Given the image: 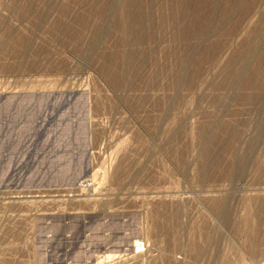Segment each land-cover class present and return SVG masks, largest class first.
<instances>
[{
  "label": "rangeland",
  "instance_id": "374dc122",
  "mask_svg": "<svg viewBox=\"0 0 264 264\" xmlns=\"http://www.w3.org/2000/svg\"><path fill=\"white\" fill-rule=\"evenodd\" d=\"M16 1H0V95L86 94L88 99L83 95L74 100L63 96L66 101L61 103L65 108L60 114L64 121L60 136L75 138L79 142L74 144L79 145L89 131L91 159L89 174L61 186H0V264H264V76L256 84L260 89L254 85L258 92L252 100L248 99L250 88L227 94L222 80L228 70L226 64L234 60L238 50L253 51L251 33L261 36L264 32V1L239 6L233 13L225 9L230 0L216 4L209 0H127L131 12L128 40L119 26L117 0ZM108 5L113 10L105 16ZM199 8L200 14L196 11ZM208 13L217 18L227 13L231 16L226 24L220 23L222 26L212 21L209 28L214 33L202 38L200 26ZM259 28L263 32H258ZM262 36H255L254 41L261 50ZM184 55L188 58L186 67L181 62ZM260 57L255 63L262 62ZM224 93L230 100L223 103ZM14 103L13 99L5 100L0 113H9ZM39 103L30 99L29 116L40 113ZM87 108L88 124L83 118L72 117ZM218 113L227 120L225 123H239L236 145L230 144L233 133L232 129L225 130L227 125L209 130ZM31 128L30 124L17 131ZM17 131H7L1 147L5 141L12 145ZM207 131L212 133L209 139ZM218 134H223L224 140ZM2 135L5 132L0 130ZM202 140L210 141L206 144ZM207 146L211 147L209 152ZM229 153L237 158L234 167L229 165ZM209 154L218 155L220 160L215 159L222 163L210 169L214 177L201 168ZM66 159L60 167L62 173L79 162L70 158L67 163ZM211 190L228 201L227 217L222 221L223 236L213 238L212 249L201 258L193 245L213 240L206 237L205 242L202 237L206 235L198 232L193 207H201L211 222L219 221L198 202ZM193 195H197L195 201ZM171 213L175 218L168 221L171 224L167 228L156 226L161 221L158 217L166 222Z\"/></svg>",
  "mask_w": 264,
  "mask_h": 264
},
{
  "label": "bare ground",
  "instance_id": "6f19581e",
  "mask_svg": "<svg viewBox=\"0 0 264 264\" xmlns=\"http://www.w3.org/2000/svg\"><path fill=\"white\" fill-rule=\"evenodd\" d=\"M1 1V0H0ZM4 1V0H3ZM14 1V0H13ZM17 1H19V0H17ZM16 1V2H17ZM32 1V0H31ZM48 1V0H47ZM118 1V4H119V6H118V14H119V16H121V19H119V26L121 27V29L123 30V37H125L127 40H128V38H127V35L129 34L130 35V33L131 32H129V31H131V30H128V27H130L129 26V24H128V21H129V15L131 14V12H130V9H129V2L127 1V0H117ZM219 1L220 0H209V2H214L215 4L218 2L219 3ZM264 1V0H263ZM22 2V1H21ZM25 2H27V1H25ZM34 2H35V0H34ZM39 2V1H38ZM55 2V1H54ZM257 3V0H230V2H228L229 3V5H228V7H227V5H225L226 7H225V9H228V10H230L229 12H231V11H233V10H236L237 8H239V6H242L243 5V7H245V6H248L249 5V7L252 5V4H254V3ZM261 2V1H260ZM3 3V2H2ZM18 3V2H17ZM16 3V4H17ZM29 3V2H28ZM40 3V2H39ZM43 3V2H42ZM44 3H46V2H44ZM64 4H65V2H63ZM62 3V4H63ZM91 3V2H90ZM133 3V2H132ZM264 3V2H263ZM4 4H5V2H4ZM23 4V3H22ZM35 4V3H34ZM56 4V3H55ZM75 4V3H74ZM227 4V3H226ZM20 5V4H19ZM47 5V4H46ZM45 5V6H46ZM53 5V4H52ZM57 5V4H56ZM92 5V4H91ZM131 5V4H130ZM255 5H257V4H254V6ZM262 5V4H261ZM7 6V5H6ZM13 6V5H12ZM11 5H10V7H12ZM16 6V5H15ZM25 6V5H24ZM31 6H33V5H31ZM51 6V5H50ZM59 6V5H58ZM259 6V5H258ZM2 7V6H1ZM0 7V8H1ZM4 7V6H3ZM9 7V8H10ZM17 8H18V6H16ZM26 7V6H25ZM47 7H49V6H47ZM66 7V6H65ZM68 7V6H67ZM104 7V6H103ZM131 7V6H130ZM218 7V6H217ZM13 8V7H12ZM26 8H28V7H26ZM64 8V7H63ZM92 8V7H91ZM105 8H106V6H105ZM220 8V7H219ZM33 9V8H32ZM39 9V8H38ZM210 9V8H209ZM259 9V8H258ZM1 10V9H0ZM4 11L6 10V9H3ZM20 10H21V8H20ZM22 10H23V7H22ZM22 10H21V12H22ZM31 10V9H30ZM35 10V9H34ZM58 10V9H57ZM61 10V9H60ZM60 10H59V12H60ZM113 10V7H111V6H109L108 5V7L106 8V10L104 11V15L106 16V15H108V14H110L111 13V11ZM245 10V9H244ZM250 10V9H249ZM260 10V9H259ZM262 10H264V9H262ZM261 10V11H262ZM7 11L8 12H10L9 10H6V13H7ZM37 11V10H36ZM56 11V10H55ZM67 11V10H66ZM115 11V10H114ZM135 11V10H134ZM196 11H198L199 12V14L202 12V10L199 8L198 10H196ZM222 11V10H221ZM224 11H226V10H224ZM261 11H260V13H261ZM1 12H3V11H0V13ZM24 12V11H23ZM28 12V11H27ZM34 12V11H33ZM38 12V11H37ZM48 12V11H47ZM138 12V11H137ZM140 12V11H139ZM227 12V11H226ZM12 14H14V11L12 10V12H11ZM25 13V12H24ZM32 13V12H31ZM39 13V12H38ZM43 13V12H42ZM195 13H197V12H195ZM233 13H234V11H233ZM257 13V12H256ZM259 13V12H258ZM259 13V14H260ZM263 13V12H262ZM261 13V14H262ZM2 14L3 13H1V15L0 16H2ZM5 14V13H4ZM27 14V13H26ZM25 14V15H26ZM34 14V13H33ZM32 14V15H33ZM136 14V13H135ZM135 14H133V15H135ZM228 14V13H227ZM227 14H225V15H223L222 17H219V18H217L216 16H214L213 15V13L212 14H210V13H208L207 15H206V22L204 23V25L203 26H200L201 27V31H200V34H201V37L203 38H207V37H209L210 35H212L213 33H214V31L212 30H210V25H211V23H212V21H218L219 23L218 24H226L227 23V21H229L230 19H229V17L231 16V14L229 15L228 14V16H226ZM246 14V13H245ZM260 14V15H261ZM11 15V14H10ZM40 17H41V13H39L38 14ZM37 14H36V16H38ZM102 15V14H101ZM184 15H186V14H184ZM233 15V14H232ZM244 15V14H243ZM5 16H6V14H5ZM14 16V15H13ZM62 16V15H61ZM136 16V15H135ZM134 16V17H135ZM140 16V15H139ZM4 17V16H3ZM9 17V16H8ZM43 17V16H42ZM44 17H46L45 15H44ZM43 17V18H44ZM74 17V16H73ZM133 17V16H132ZM252 17V16H251ZM6 18V17H5ZM37 18H39V17H37ZM43 18H40V19H43ZM60 18V17H59ZM101 18H103V17H101ZM100 18V19H101ZM131 18V17H130ZM135 18H137V17H135ZM233 18V17H232ZM132 19V18H131ZM218 19V20H217ZM263 19V18H262ZM10 20V19H9ZM62 20V19H61ZM92 20V19H91ZM104 20V19H103ZM41 21H43V20H41ZM45 21V20H44ZM53 21V20H52ZM58 21V20H57ZM107 21V20H106ZM111 21V20H110ZM118 21V20H117ZM259 21H261V17H260V20ZM263 21H264V19H263ZM14 22V21H13ZM38 22H40V20H38ZM65 22V21H64ZM63 22V23H64ZM254 22V21H253ZM12 23V22H11ZM16 23V22H15ZM30 22H28V24H29ZM41 23V22H40ZM46 23V22H45ZM85 23V22H84ZM134 23V22H133ZM262 23V22H261ZM21 24V23H20ZM55 24V23H54ZM61 24V23H60ZM117 24V23H116ZM131 24H132V22H131ZM220 24V25H221ZM30 25H32V23L30 24ZM30 25H29V27H30ZM45 25V24H44ZM47 25V24H46ZM56 25H58V23H56ZM62 25V24H61ZM61 25L59 26V27H61ZM80 25V24H79ZM91 25V24H90ZM107 25V24H106ZM137 25V24H136ZM196 25H197V23H196ZM12 26V25H11ZM10 26V27H11ZM18 27H19V25H17ZM27 26V25H26ZM33 26V25H32ZM31 26V27H32ZM54 26V25H53ZM82 26V25H81ZM92 26H93V24H92ZM95 27H98V26H96V25H94ZM93 26V27H94ZM219 26V25H218ZM222 26V25H221ZM257 26H259L258 24H257ZM13 27V26H12ZM11 27V28H12ZM16 27V26H15ZM30 27V28H31ZM58 27V26H57ZM58 27V28H59ZM100 27H101V24H100ZM136 27H138V26H136ZM195 27V26H194ZM210 27V28H209ZM262 27V26H261ZM84 28V27H83ZM86 28H88V27H86ZM90 28V27H89ZM114 28V27H113ZM118 28V27H117ZM144 28V27H143ZM220 28V27H219ZM222 28V27H221ZM263 28V27H262ZM7 29V28H6ZM37 29H38V27H37ZM36 29V30H37ZM60 29V28H59ZM58 29V30H59ZM93 29L94 30H97L96 28H92V29H90V30H92L93 31ZM101 29H102V27H101ZM101 29H98L99 30V32H100V30ZM120 29V30H121ZM129 29H131V28H129ZM264 29V28H263ZM263 29H261L260 30V28H259V30H258V32L259 31H262ZM13 30V29H12ZM15 30V29H14ZM57 29H56V27H55V31H56ZM133 30V29H132ZM200 30V29H199ZM215 30V29H214ZM42 31V30H41ZM40 31V32H41ZM197 31V30H196ZM57 32V31H56ZM60 32V31H59ZM121 32V31H120ZM224 32V31H223ZM263 32V31H262ZM11 33H13V32H11ZM10 33V34H11ZM36 33V32H35ZM38 33V32H37ZM48 33H50V32H48ZM70 33V32H69ZM94 33H95V35L97 36V34H96V32L94 31ZM212 33V34H211ZM249 33V32H248ZM254 33V32H253ZM253 33H251V43L252 44H254L253 45V51L252 52H250V51H247L246 49L245 50H242L241 49V51H239L238 50V53H237V55L236 56H234L235 58H232V59H234V60H232V62H228V64H226V66L228 67V70H227V72H226V76H224V78H222V80H224L223 81V83L225 84V88H226V92L227 91H230L231 90V92L233 91V90H237L238 88H240V89H242L243 88V91H244V87H247L248 89L250 88V90L251 91H249V92H247L248 94H249V96L248 95H246V96H248L249 98L248 99H250V100H252L253 99V95H255V92L257 91V89H256V91L254 90V85H256V84H258V82H260V78H263L262 76H264V49L263 50H261V48H260V46L258 45H256V43H254V41H255V36H257V37H259V39H260V37L262 36V35H264V32L262 33V35L260 36H258V35H256L255 33H254V35H252ZM261 33V32H260ZM1 34V33H0ZM43 34V33H42ZM57 34V33H56ZM100 34V33H99ZM99 34H98V36H99ZM118 34V33H117ZM135 34H136V32H135ZM198 34V33H197ZM257 34H259V33H257ZM12 35V34H11ZM46 35V34H45ZM48 35V34H47ZM51 35V34H50ZM94 35V34H93ZM94 35V36H95ZM121 35H122V33H121ZM139 35V34H138ZM214 35H216V34H214ZM15 36H17V35H15ZM73 36V35H72ZM71 36V37H72ZM96 36H95V38L94 39H96ZM132 36V35H131ZM250 36H249V38H248V40L250 39ZM24 37V36H23ZM22 37V40L24 39V38H26V36L23 38ZM46 37V36H45ZM102 37V36H101ZM122 37V36H121ZM15 38V37H14ZM92 38V37H91ZM7 39H8V37H7ZM16 39V38H15ZM48 39V38H47ZM124 39V38H123ZM123 39H122V41H123ZM142 39V38H141ZM209 39V38H208ZM259 39H257V40H259ZM264 38H263V36H262V38H261V40H263ZM17 40H18V38H17ZM25 40H28V39H25ZM31 40V39H30ZM52 40V39H51ZM97 40V39H96ZM102 40V39H101ZM121 40V39H120ZM223 40V39H222ZM2 41V40H1ZM14 41V40H13ZM13 41H12V43L11 44H14L13 43ZM16 41V40H15ZM53 41V40H52ZM76 41V40H75ZM121 41V42H122ZM137 41V40H136ZM241 41V40H240ZM23 42V41H22ZM32 43H33V41H31ZM96 41H94V43H95ZM112 42V41H111ZM206 42V41H205ZM243 42H245V40L243 41ZM259 42V41H258ZM261 42V41H260ZM3 43H4V41H3ZM25 43V42H24ZM38 43V42H37ZM52 43V42H51ZM124 43V42H123ZM2 44V43H1ZM5 44V43H4ZM4 44L3 45H1V46H4ZM7 44V43H6ZM220 44V43H219ZM10 45V44H9ZM32 45V44H31ZM81 45V44H80ZM94 45V44H93ZM125 45V44H124ZM237 45V44H236ZM244 45H245V43H244ZM263 45H264V43H263ZM23 46V45H22ZM95 46V45H94ZM96 46H97V44H96ZM5 47V46H4ZM3 47V48H4ZM9 47V46H8ZM14 47V46H13ZM49 47V46H48ZM51 47V46H50ZM245 47V46H244ZM7 48V47H6ZM21 48V47H20ZM23 48V47H22ZM81 48H83V47H81ZM208 48V47H207ZM224 48V47H223ZM5 49V48H4ZM8 49V48H7ZM9 49H11V48H9ZM15 49V48H14ZM136 49V48H135ZM185 49V48H184ZM214 49V48H213ZM19 50V49H18ZM27 50V49H26ZM45 50V49H44ZM91 50V49H90ZM12 51V50H11ZM21 51V50H20ZM38 51V50H37ZM48 51V50H47ZM112 51V50H111ZM122 51V50H121ZM213 51V50H212ZM18 52V51H17ZM237 52V51H236ZM235 52V53H236ZM251 54H250V53ZM26 53V52H25ZM31 53V52H30ZM43 53H45V52H43ZM125 53V52H124ZM123 53V54H124ZM128 53V52H127ZM10 54V53H9ZM24 54V53H23ZM47 54V53H46ZM90 54V53H89ZM130 54V56H131V53H129ZM17 55H19V54H17ZM27 55V54H26ZM107 55V54H106ZM112 55V54H111ZM125 56L124 57H126L127 56V54L125 53L124 54ZM234 55V54H233ZM261 55V59H262V62L260 61V58H258L259 59V61H260V63L259 64H257V63H255V61H256V59H257V56H260ZM69 56V55H68ZM75 56V55H74ZM105 56V55H104ZM104 56H103V58H104ZM129 56V55H128ZM229 56V55H228ZM23 57V56H22ZM60 57V56H59ZM108 57H110V56H108ZM226 57V56H225ZM24 58V57H23ZM82 58V57H81ZM105 58H107L106 56H105ZM104 58V59H105ZM135 58V57H134ZM199 59V58H198ZM204 59V58H203ZM230 59V58H229ZM130 60V59H129ZM222 60V59H221ZM18 61V60H17ZM25 61V60H24ZM126 61V60H125ZM203 61V60H202ZM258 61V60H257ZM181 62H184V63H182V66L184 67H186V65H184V64H188V58H187V56L186 55H184V57H183V59H181ZM18 63V62H17ZM20 63V62H19ZM24 63V62H23ZM26 63V62H25ZM123 63V62H122ZM125 63V62H124ZM227 63V62H226ZM63 64V63H62ZM126 64H127V62H126ZM125 64V65H126ZM130 64V62L127 64V65H129ZM230 64V65H229ZM60 65V64H59ZM64 65V64H63ZM67 65V64H66ZM229 65V66H228ZM256 65V66H255ZM14 66H15V63H14ZM23 66V65H22ZM122 66V65H121ZM131 66V65H130ZM182 66H180V67H182ZM8 67V66H7ZM6 67V68H7ZM16 67V66H15ZM26 67H28V66H26ZM127 67V66H126ZM182 67V68H183ZM189 67V66H188ZM226 67V68H227ZM58 68V67H57ZM181 68V69H182ZM191 68V67H190ZM256 68H257V71H256ZM73 69V68H72ZM180 69V68H179ZM184 69V68H183ZM76 70V69H75ZM223 70V69H222ZM221 70V72H225L224 70L222 71ZM9 71V70H8ZM65 71H66V69H65ZM73 71V70H72ZM59 72V71H58ZM61 72V71H60ZM60 72H59V74H60ZM68 72V71H67ZM220 72V73H221ZM29 73V72H28ZM124 73V72H123ZM64 74V73H63ZM129 74V73H128ZM222 74V73H221ZM22 75V74H21ZM68 75V74H67ZM223 75H225L224 73H223ZM223 75H221L220 77H223ZM78 76V75H77ZM3 77V76H2ZM138 77V76H137ZM7 78V77H6ZM264 80V79H263ZM262 80V81H263ZM14 82V81H13ZM220 82V83H219ZM219 82H217L219 85L221 84V81H219ZM226 82V83H225ZM4 83V82H3ZM262 83H264V82H262ZM262 83H261V85H262ZM11 84V83H10ZM16 84V83H15ZM18 84V83H17ZM19 85V84H18ZM17 85V86H18ZM222 85V84H221ZM14 86V85H13ZM217 86V85H216ZM227 86V87H226ZM257 86V85H256ZM260 86V85H259ZM121 87V86H120ZM222 87V86H221ZM258 87V86H257ZM208 88V87H207ZM224 87L222 88V90L223 89H225ZM262 88V87H261ZM209 89V88H208ZM221 89V88H220ZM258 89H260L259 87H258ZM263 89V88H262ZM215 90V89H214ZM264 90V89H263ZM262 90V91H263ZM247 91V90H246ZM260 91V90H259ZM234 92V91H233ZM258 92V91H257ZM74 93H76V92H65V93H48V92H46V94L44 93V92H39V93H29V92H27V93H25V95H21V96H5V97H2V96H0V109L2 108L1 106H3V104H4V101L5 100H7V99H13L14 100V105H12L11 106V108H10V111H9V113H0V130H2V131H4L5 132V135H2V136H0V144L2 145V142L4 141L3 139H4V137L6 136V132L7 131H13V130H19L20 128H25L27 125H32L33 126V128H31V129H29V130H27V131H23V132H18L17 131V133H16V136H15V138H13V136L11 137V138H13L14 139V141L12 142V145L10 144V141H8V139H9V137H8V139H7V143H6V141H5V144H3V146L2 147H5V146H7V147H11L12 149H16V147L19 145V143L21 142V140L25 137V136H27V134H31L32 132H34V130H36V128H37V122L38 121H42L43 123L45 122V121H47V120H49V118H52V119H55L54 121H55V126L53 127V128H49V129H47V131H46V135H48L49 137H48V139H46L45 138V141H49L50 139H51V137L52 138H54L53 140H54V142L55 143H57V144H61V145H63L66 149H76V150H78V154H76V155H74V154H72L71 152H69V151H64L62 154H60L58 157H57V160H58V162H59V165H58V167H57V171L59 172V173H61V174H67L68 172H64V173H62L61 171H60V167H61V165H62V163H65L64 161H63V159L65 160L66 158L65 157H68L69 159L67 160V163H68V161L70 162L71 160H70V158H72L74 161H79L78 162V164H77V166H74L73 168L71 167V169H70V167H69V169H70V171L72 170V169H74V168H77L78 166H80L81 165V162H82V155H81V153H80V150L85 146V144L87 143L88 145H89V140H88V134H89V131H88V134H87V137L85 138V140L84 141H82V143L81 144H79V145H77V144H74V141L75 140H77V139H72L71 137L69 138V137H66L65 135L63 136V135H61L60 136V133H61V131H62V129H63V119L62 118H60V114H61V112H62V110L65 108L64 107V105H61V103H64L66 100H65V98L63 99V96H66V97H69V98H71L72 100H74V99H76V98H78V96H80V95H83L86 99H88L87 98V95L86 94H84V93H82V92H77L78 94H74ZM238 93V92H237ZM261 94H263L262 92H260ZM227 94H228V92H227ZM230 94V93H229ZM241 94V93H240ZM243 94V93H242ZM257 94H259V93H257ZM260 94V95H261ZM232 95V94H231ZM245 97V96H244ZM257 97V96H256ZM30 99H33V100H35V101H38V103H39V106L40 107H38V108H40V113H38L37 115H34L33 117H31V116H29V111H30V108H31V106L29 105V101H30ZM217 99V98H216ZM221 99H223V98H221ZM227 99H228V95H226L225 93H224V101H223V103L224 102H227ZM247 99V100H248ZM64 100V101H63ZM218 100V99H217ZM230 99H228V101H229ZM250 100H248L249 102H250ZM257 100H258V98H257ZM214 101V100H213ZM247 101V102H248ZM262 101V100H261ZM32 102V101H31ZM260 102V101H259ZM222 103V102H221ZM220 103V105H222ZM212 104V103H211ZM216 104H218V103H216ZM223 105H225V104H223ZM228 103H227V107H228ZM35 107V106H34ZM222 108V107H221ZM225 108H226V105H225ZM39 110V109H38ZM220 110V109H219ZM222 110V109H221ZM223 111V110H222ZM217 113V112H216ZM219 114V113H218ZM76 115V116H75ZM77 115H79V116H77ZM225 116H226V114H225ZM72 117H75L76 119H78V118H83V119H85L86 121H87V124H88V108L87 109H84V110H82L81 111V113L80 114H73L72 115ZM3 118H7L8 119V122L6 123V124H2L1 122V120H3ZM215 120L213 121V124L211 125V128H209V130L210 129H212V128H214L215 126L217 127V126H222V125H227V127H226V131H229V130H231L232 129V138H231V142L229 141V138H227V137H225V138H227L228 139V142H230V144H232V145H236V142L237 141H239V140H236V138H235V136H237L239 133L237 132L238 130H239V123L237 122H235V123H225L227 120H225L224 121V119H223V116L221 115V114H219L217 117H215L214 118ZM235 120H238V119H235ZM233 121V120H232ZM230 122V121H229ZM211 124V121L209 122V125ZM241 124V123H240ZM73 126H74V124H72ZM259 125V124H258ZM208 126V125H207ZM231 126V127H230ZM207 128V129H208ZM206 129V130H207ZM204 131H205V128H204ZM213 130H211V132H212ZM208 132V134L210 135H208L207 137H208V139H209V137H211V135H212V133L211 132H209V131H207ZM206 132V133H207ZM230 132V133H231ZM240 132V131H239ZM103 133V132H102ZM203 133V132H202ZM225 133H227V132H225ZM229 133V134H230ZM238 133V134H237ZM260 133V132H259ZM204 134H205V132H204ZM214 134V133H213ZM217 134V133H216ZM175 135V134H174ZM203 135V134H202ZM207 135V134H206ZM206 135H204L205 137V139H207L206 138ZM219 135H222V139H223V134H218V138H219ZM226 135V134H225ZM228 136H230V135H228ZM240 137H241V135H239ZM217 136H215L214 138H212L213 140L216 138ZM84 138V137H83ZM83 138H81V139H83ZM71 139V140H70ZM79 139V138H78ZM80 139V140H81ZM151 139V138H150ZM211 139V140H212ZM243 139V138H242ZM62 140H64V141H66V142H68V143H70V142H72L73 141V144H71V145H69V144H66L65 142H63ZM110 140H112V139H110ZM224 140V139H223ZM226 140V139H225ZM203 141V140H202ZM207 141V140H206ZM208 141H210V140H208ZM207 141V143H209ZM215 141V140H214ZM212 142V144L213 143H215V142ZM14 142L16 143V144H14ZM77 142H79V140H77L75 143H77ZM113 142V141H112ZM222 142V141H221ZM223 142H225V141H223ZM4 143V142H3ZM110 143V142H109ZM203 143H206L205 142V140L203 141ZM206 143V144H207ZM211 143V142H210ZM220 143V142H219ZM239 143V142H238ZM241 143V142H240ZM98 144V143H97ZM119 144V143H118ZM218 144V143H217ZM216 144V145H217ZM1 145H0V148H2L1 147ZM11 145V146H10ZM96 145V144H95ZM115 145V144H114ZM120 145V144H119ZM146 145V144H145ZM203 145V144H202ZM205 145V144H204ZM254 145V144H253ZM206 146V145H205ZM212 146H214V145H212ZM219 146V145H218ZM224 146V145H223ZM240 146V145H239ZM258 146V145H257ZM256 146V147H257ZM264 146V145H263ZM123 147V146H122ZM209 149H208V152H209V150L211 149V147H209V146H207ZM126 148V147H125ZM206 148V147H205ZM215 148V147H214ZM224 148V147H223ZM251 148V147H250ZM95 149V148H94ZM118 149H119V146H118ZM121 149V148H120ZM212 149H213V147H212ZM216 149H217V147H216ZM1 150V149H0ZM108 150V149H107ZM147 150H148V147H147ZM206 150V152H207V149H205ZM204 150V151H205ZM231 150V149H230ZM236 149H234V151H235ZM120 151H122V150H120ZM234 151L232 150V152L234 153ZM239 151V150H238ZM237 150L235 151V152H238ZM202 152V151H201ZM214 152V151H213ZM222 152V151H221ZM228 152V151H227ZM229 152H231V151H229ZM257 152V151H256ZM103 153V152H102ZM99 154V153H98ZM113 154V153H112ZM206 154V153H205ZM214 155H216L215 153H213ZM230 154V153H229ZM209 155H211V154H209ZM214 155H211L210 157L208 156V157H206V155H204L205 157H206V159H204V160H206V161H204L203 163H201V168H202V171L203 170H205V173L207 174V173H211L210 172V169H212V167L214 168L216 165H219L221 162H219L218 163V161L220 160L219 159V157L218 158H216L217 156H214ZM225 155V154H224ZM236 155H238V154H236ZM99 156V155H98ZM212 156H214V157H212ZM230 159H229V165H233V167L235 166V164L237 163V158H235V156L234 155H231L230 154ZM245 156H247V155H245ZM218 160H216V159ZM247 158L248 157H246V160H247ZM91 159V158H90ZM203 159V158H202ZM215 159V160H214ZM253 159V158H252ZM225 160V159H224ZM227 160V159H226ZM239 160H241V159H239ZM244 160H245V158H244ZM249 160V159H248ZM261 160V159H260ZM10 161H11V158H9V159H7V161L5 160V161H2V159L0 158V162L1 163H3V168L2 169H6V167H7V165H9V163H10ZM56 161V160H55ZM63 161V162H62ZM73 161V162H74ZM222 162H224L223 160H222ZM76 163V162H75ZM74 163V164H75ZM95 163V162H94ZM216 163H218V164H216ZM247 163H248V161H247ZM70 164H72V162L70 163ZM74 164H72V165H74ZM113 164V163H112ZM216 164V165H215ZM215 165V166H214ZM220 165H222V163L220 164ZM220 165H219V167H220ZM227 165H228V163H227ZM70 166V165H69ZM224 166V165H223ZM111 167V166H110ZM146 167V166H145ZM218 167V166H217ZM216 167V168H217ZM112 168V167H111ZM133 168V167H132ZM216 168L214 169V171L216 170ZM236 168V167H235ZM239 168H240V165H239ZM238 168V169H239ZM255 168V167H254ZM128 169V168H127ZM219 170H221V168H218ZM231 170V169H230ZM234 170V169H233ZM233 170H231V171H233ZM38 171V168H34L33 169V172H37ZM212 171V170H211ZM214 171H212L213 173H214ZM218 171V170H217ZM222 171V170H221ZM220 171V172H221ZM224 171V170H223ZM236 171V170H235ZM237 172V171H236ZM257 172V171H256ZM230 174H232V173H234V172H229ZM229 173H228V175H229ZM87 174H89V173H87ZM212 174V173H211ZM216 174V173H215ZM224 174V173H223ZM209 174H207V176H208ZM213 175V174H212ZM225 175H226V173H225ZM233 175V174H232ZM203 176V175H202ZM206 176V175H205ZM205 176H203L202 178H205ZM215 175H213V177H214ZM229 177V176H228ZM230 177H231V175H230ZM233 177V176H232ZM79 178V177H78ZM211 178V177H210ZM76 180V179H75ZM204 180V179H203ZM72 181H74V180H72ZM72 181H70V182H72ZM228 181V180H227ZM70 182H67V183H70ZM67 183H64V184H67ZM7 187V186H6ZM31 187V186H30ZM29 188V187H28ZM33 188V187H32ZM193 191V190H192ZM192 191H190V192H192ZM220 191V190H219ZM8 192V191H7ZM201 192V191H200ZM216 192H217V190H216ZM204 193V192H203ZM211 193H213L212 192V190L210 191V194H208V195H204V196H201L202 198H200V200L198 201V202H201V204L203 203V206H204V208L205 207H208V208H206V209H210V212L213 214V217H216L215 219H217L218 218V220L219 221H217L216 223L215 222H211V219L210 218H208V216L205 214V213H203V210L201 209V207H200V209L198 208L197 210H196V205H195V207H193V209H194V211L195 212H197V220H196V224H197V226H198V232H200L201 234H205L206 236L204 237H202V238H204L203 240H205V238L206 237H208V239H210V240H213V238H217V237H219V236H223L222 234L224 233L223 232V226H225V224H224V222H222V221H225L224 219L227 217V205H226V202H228L227 200H225L224 199V196L223 197H218V195L220 194H215L214 195V193L213 194H211ZM192 194V193H191ZM195 194V193H194ZM206 194V193H205ZM214 195V196H213ZM250 195V194H249ZM197 195H195V197H196ZM220 196V195H219ZM230 196V195H229ZM192 197H194V195L192 196ZM195 197L193 198L194 200L193 201H195ZM199 197V196H198ZM191 198V197H190ZM192 199V198H191ZM190 199V200H191ZM181 201V200H180ZM178 202V201H177ZM184 202V201H183ZM181 203V202H180ZM192 203V202H191ZM178 204V203H177ZM181 204H183V203H181ZM180 204V205H181ZM196 204V203H195ZM198 204V203H197ZM247 204V203H246ZM175 205V204H174ZM184 205V204H183ZM189 205V204H188ZM193 205H194V203H193ZM187 206V205H186ZM183 207H185V206H183ZM190 207V206H189ZM203 208V209H204ZM172 209V208H171ZM180 209H181V207H180ZM188 209V208H187ZM186 209V210H187ZM193 209H191L192 210V212L194 213V211H193ZM173 210V209H172ZM172 210H171V212H172ZM188 211H189V209H188ZM204 211H205V209H204ZM187 212V211H186ZM185 212V213H186ZM229 212V211H228ZM195 214V213H194ZM170 217H168V219H166V222H162V217H158V220H160L161 219V221H158V222H156V226H159V225H163V228L164 227H168V225H169V223L170 222H168V221H171L170 219H173V218H175V216H174V213H171L170 215H169ZM209 216H210V214H209ZM212 216V215H211ZM210 219V220H209ZM233 220V219H232ZM164 221V220H163ZM172 222H173V220H172ZM254 222H255V220H254ZM27 223V222H26ZM257 223V222H256ZM171 224V223H170ZM173 224V223H172ZM175 224V223H174ZM178 224V223H177ZM189 224V223H188ZM184 225V224H183ZM172 226V225H171ZM174 226V225H173ZM250 226V225H249ZM191 227H192V225H191ZM190 227V228H191ZM245 228H246V226H244ZM157 228V227H156ZM160 228H161V226H160ZM173 228V227H172ZM178 228V227H177ZM181 228V230L183 229L182 228V226L180 227ZM179 228V229H180ZM193 228H194V226H193ZM189 229V228H188ZM241 229H243V228H241ZM249 229V228H248ZM172 230H176V229H172ZM190 230V229H189ZM194 230V229H193ZM239 230V229H238ZM253 230V229H252ZM251 230V231H252ZM163 231H164V229H163ZM162 231V232H163ZM183 231V230H182ZM185 231V230H184ZM241 231V230H240ZM248 231V230H247ZM186 232V231H185ZM192 232V231H191ZM197 232V233H198ZM242 232V231H241ZM178 233V232H177ZM179 233H181V232H179ZM188 233V232H187ZM194 233V232H193ZM196 233V234H197ZM243 233H245V231H243ZM249 233V232H248ZM173 234V233H172ZM171 235V234H170ZM245 235H247V234H245ZM252 235V234H251ZM193 236H195V235H193ZM198 236V235H197ZM202 236V235H201ZM168 237V236H167ZM170 237H172V238H174V236H170ZM247 237H250V236H248L247 235ZM193 238V237H192ZM197 238V237H196ZM212 238V239H211ZM234 239H235V237H234ZM250 239V238H249ZM254 239V238H253ZM169 240H172V239H169ZM178 240V239H177ZM192 240V239H191ZM215 240V239H214ZM214 240L211 242V241H209L208 240V242L206 243V244H202L201 246L200 245H193V247H192V249H194V250H196V251H198L197 252V255L196 256H200L201 258L203 257V255H204V253H208V251L209 250H211L212 249V247H210V245H211V243L213 244L214 243ZM251 241H253L252 240V238L250 239ZM176 240L174 239V241L173 242H175ZM201 241H202V239H201ZM221 241V240H220ZM204 242V241H203ZM205 242H206V240H205ZM235 242V241H234ZM233 242V243H234ZM199 243V242H198ZM219 243V242H218ZM232 243V245L234 246V244ZM196 244V243H195ZM236 244V243H235ZM138 245H140L139 243H138ZM136 246L135 248L138 250V247H140V246ZM214 245V244H213ZM212 245V246H213ZM250 245V244H249ZM192 246V245H191ZM251 246V245H250ZM215 248V247H214ZM213 248V249H214ZM240 248V247H239ZM218 250V249H217ZM215 251V250H214ZM211 252V251H210ZM212 253V252H211ZM213 254H214V252H213ZM210 255V254H209ZM225 255V254H224ZM195 256V255H194ZM205 256V255H204ZM212 256V255H211ZM167 258H169V257H167ZM196 259V258H195ZM169 260V259H168ZM197 260H198V258H197ZM168 262H170V263H172L171 262V260L170 261H168ZM167 263V262H166Z\"/></svg>",
  "mask_w": 264,
  "mask_h": 264
},
{
  "label": "water",
  "instance_id": "95a60500",
  "mask_svg": "<svg viewBox=\"0 0 264 264\" xmlns=\"http://www.w3.org/2000/svg\"><path fill=\"white\" fill-rule=\"evenodd\" d=\"M21 95H25V93L2 94L0 96ZM54 120L49 118L44 123L38 121L36 130L31 134H27L16 149L7 146L0 148L2 161L11 158L6 169H2L3 163L0 162V186L31 185L50 188L61 186L90 172V150L87 143L80 150L83 157L80 166L72 169L67 174H61L57 171L59 165L57 157L66 150L76 155L78 150L66 149L63 145L55 143L52 137L49 141L44 140L47 129L55 126ZM1 121L2 124H6L8 119L3 118ZM36 167L38 171L33 172Z\"/></svg>",
  "mask_w": 264,
  "mask_h": 264
},
{
  "label": "built area",
  "instance_id": "2783aa9c",
  "mask_svg": "<svg viewBox=\"0 0 264 264\" xmlns=\"http://www.w3.org/2000/svg\"><path fill=\"white\" fill-rule=\"evenodd\" d=\"M88 181H89V180H87L85 183H87ZM85 183H84V184H85ZM79 187H81V186H79ZM76 188H77V187H76ZM71 191H73V189H72Z\"/></svg>",
  "mask_w": 264,
  "mask_h": 264
}]
</instances>
